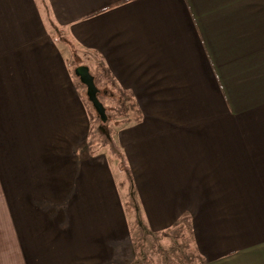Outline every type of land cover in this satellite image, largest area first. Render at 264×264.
<instances>
[{
  "label": "crops",
  "instance_id": "0c3cea01",
  "mask_svg": "<svg viewBox=\"0 0 264 264\" xmlns=\"http://www.w3.org/2000/svg\"><path fill=\"white\" fill-rule=\"evenodd\" d=\"M76 58L135 107L114 153ZM113 164L151 232L264 264V0H0V264L134 261Z\"/></svg>",
  "mask_w": 264,
  "mask_h": 264
},
{
  "label": "rangeland",
  "instance_id": "374dc122",
  "mask_svg": "<svg viewBox=\"0 0 264 264\" xmlns=\"http://www.w3.org/2000/svg\"><path fill=\"white\" fill-rule=\"evenodd\" d=\"M52 31L60 35L61 29L52 25ZM82 60L76 58V67ZM75 67V68H76ZM74 68V72H75ZM76 80L82 84L80 78L75 73ZM100 87L99 97L107 108L108 119L103 122L96 110L92 107L93 117V137L92 148L98 151L114 153L115 146L113 141L116 130L129 120L125 119V114H132L131 100L127 92L115 91L117 100L111 99L114 91L105 90V85L96 82ZM112 88L113 84L110 83ZM113 170L120 184V191L123 195L125 205L131 214H129L132 223V240L134 242L137 258L130 264H201L202 260L198 256L193 234L188 225L181 222L163 232H151L145 225L144 218L139 210L138 198L133 192L130 184L129 170L127 166L116 167L113 164Z\"/></svg>",
  "mask_w": 264,
  "mask_h": 264
},
{
  "label": "water",
  "instance_id": "95a60500",
  "mask_svg": "<svg viewBox=\"0 0 264 264\" xmlns=\"http://www.w3.org/2000/svg\"><path fill=\"white\" fill-rule=\"evenodd\" d=\"M75 73L86 86V95L94 109L101 117L102 121L106 122L108 119L107 108L99 97L100 88L98 87L95 76L92 74L89 66L86 64H80L75 68Z\"/></svg>",
  "mask_w": 264,
  "mask_h": 264
},
{
  "label": "trees",
  "instance_id": "16d2710c",
  "mask_svg": "<svg viewBox=\"0 0 264 264\" xmlns=\"http://www.w3.org/2000/svg\"><path fill=\"white\" fill-rule=\"evenodd\" d=\"M92 107H93V105H92ZM94 108V107H93Z\"/></svg>",
  "mask_w": 264,
  "mask_h": 264
}]
</instances>
